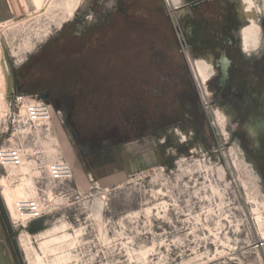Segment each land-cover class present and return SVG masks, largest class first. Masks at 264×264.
I'll return each mask as SVG.
<instances>
[{"label":"rangeland","instance_id":"374dc122","mask_svg":"<svg viewBox=\"0 0 264 264\" xmlns=\"http://www.w3.org/2000/svg\"><path fill=\"white\" fill-rule=\"evenodd\" d=\"M193 1L0 0V100L37 96L54 112L45 138L27 140L22 126L14 139L41 163L0 168L3 202L6 183L45 206L29 224L18 203L17 221L7 209L24 264L21 237L42 253L65 233L68 264H264V115L253 100L264 96V0H238L247 53L231 54L228 92L213 54L183 33ZM115 129L134 141L117 144ZM60 159L72 182L47 176L45 162Z\"/></svg>","mask_w":264,"mask_h":264},{"label":"built area","instance_id":"2783aa9c","mask_svg":"<svg viewBox=\"0 0 264 264\" xmlns=\"http://www.w3.org/2000/svg\"><path fill=\"white\" fill-rule=\"evenodd\" d=\"M53 121V109L37 96H17L7 105L0 100V123L3 125L0 139L7 136L12 127V138L4 139L0 144V168L20 167L27 158L33 159L37 163L40 158L38 156L41 154L35 151V154L30 155L24 144L20 141L15 142L14 139L20 140V136L25 134L22 126H28L27 140L37 143L45 138V133H50ZM39 162L41 163V161ZM44 169L53 182H72L74 180L73 168L64 159L47 161L44 164ZM18 208L27 224L41 220L45 215V206L38 198L21 201L18 203ZM11 223L14 227H22L12 219Z\"/></svg>","mask_w":264,"mask_h":264},{"label":"flooded vegetation","instance_id":"af4514ba","mask_svg":"<svg viewBox=\"0 0 264 264\" xmlns=\"http://www.w3.org/2000/svg\"><path fill=\"white\" fill-rule=\"evenodd\" d=\"M187 6H189L188 10L194 11V20H187L183 33L188 37L194 51L197 50L203 54V57L208 58H210L207 55L209 52L213 54L210 59L215 73H218L216 80L220 83L228 75L224 83V89L228 92L234 80V69L238 68L231 54L239 51L247 53L242 47L240 35L243 28L240 25L245 22L241 2L237 0L227 5L218 0H194ZM250 49L253 50V47L250 46ZM192 61L193 59L189 56V62L194 71ZM22 78L21 72L18 73L17 86ZM253 100L255 106L264 115V96L263 98L256 96Z\"/></svg>","mask_w":264,"mask_h":264},{"label":"bare ground","instance_id":"6f19581e","mask_svg":"<svg viewBox=\"0 0 264 264\" xmlns=\"http://www.w3.org/2000/svg\"><path fill=\"white\" fill-rule=\"evenodd\" d=\"M247 17H250V13L246 12ZM249 31H252L249 30ZM197 73L203 74L204 66L202 64L197 63ZM2 194L4 197V202L7 209L11 212V217L17 221L18 217L14 209L15 203L27 200L28 197L23 195L21 192L15 193L9 189L6 183H3L1 186ZM26 220V219H25ZM66 230L67 227L64 226ZM72 238V235L69 233H65L62 238L59 237H49L40 243V252H35L33 248L30 246L29 241L23 236L21 237V245L25 250L26 259L29 264H46L45 259L49 260V255L53 256L54 264H68L72 258V252L70 250H65L64 245H66ZM76 240L70 243L69 247H73ZM35 252V253H34Z\"/></svg>","mask_w":264,"mask_h":264},{"label":"crops","instance_id":"0c3cea01","mask_svg":"<svg viewBox=\"0 0 264 264\" xmlns=\"http://www.w3.org/2000/svg\"><path fill=\"white\" fill-rule=\"evenodd\" d=\"M7 12L4 3L0 2V20H6V18H8ZM110 165H106V167H110ZM101 168L106 169L105 167ZM111 177H113L112 174L105 177V180L111 179ZM8 217H10L8 216V210L2 198H0V264H24V261L15 249L10 232L7 228L6 219Z\"/></svg>","mask_w":264,"mask_h":264},{"label":"trees","instance_id":"16d2710c","mask_svg":"<svg viewBox=\"0 0 264 264\" xmlns=\"http://www.w3.org/2000/svg\"><path fill=\"white\" fill-rule=\"evenodd\" d=\"M126 136V133H123L122 131L120 132V130L118 129H115V131L110 132V134L108 135L109 138H113L115 141H118L117 144L134 141V139H127Z\"/></svg>","mask_w":264,"mask_h":264}]
</instances>
